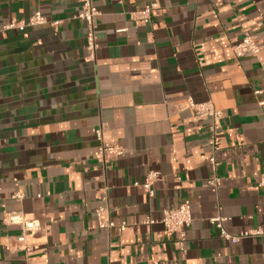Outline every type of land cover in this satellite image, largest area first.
I'll use <instances>...</instances> for the list:
<instances>
[{
	"label": "crops",
	"instance_id": "crops-1",
	"mask_svg": "<svg viewBox=\"0 0 264 264\" xmlns=\"http://www.w3.org/2000/svg\"><path fill=\"white\" fill-rule=\"evenodd\" d=\"M94 3L90 56L81 0H0V264H264V236L233 244L210 221L228 217L235 234L264 228V0ZM148 4V23L131 18ZM36 11L56 24L3 29ZM246 31L263 48L236 57ZM192 103L224 113L215 164L210 118ZM102 126L124 149L108 162L95 155ZM150 171L154 196L143 185ZM187 199L181 245L147 219ZM104 204L114 227L98 225ZM8 211L41 226L19 242Z\"/></svg>",
	"mask_w": 264,
	"mask_h": 264
},
{
	"label": "built area",
	"instance_id": "built-area-1",
	"mask_svg": "<svg viewBox=\"0 0 264 264\" xmlns=\"http://www.w3.org/2000/svg\"><path fill=\"white\" fill-rule=\"evenodd\" d=\"M82 6L80 12L77 14V18L84 21L86 26V48L90 52V56H94L98 47L97 34H96V17L99 14V10L94 3V0H81ZM156 7L155 4H148L144 8L131 13V18L137 22L148 23L151 20L152 12ZM50 21L41 12L36 11L28 20L13 18L7 22L3 29H18L25 31L30 25L46 24ZM56 24V22H50ZM1 31V29H0ZM263 48V42L256 37V35L245 32L242 39L233 45V52L236 57H243L247 55L258 56ZM192 107L195 111L210 118L208 125L209 139L208 143L212 148V154L209 157V161L213 164L216 162V151L218 148V135L221 129V121L224 118L222 110L218 109L212 103L196 104L192 103ZM104 128L98 127L95 129L96 136L100 139L101 143L95 151V155L100 157L104 162H108L110 159L121 156L124 154V149L119 145H113L104 138ZM260 177V184L264 185V173H256ZM159 173L157 171H150L145 181L144 187L148 190L150 196L155 195V189L152 187L154 181L158 179ZM219 178L214 177L207 181L208 184L217 187L219 185ZM14 197L22 198V193H16ZM98 225L102 228H111L116 226L115 221L111 218L110 209L107 205H100L95 210ZM4 223L7 225H19L22 229V234L17 236L19 242H25L26 233L39 229L41 226L38 220H28L22 211H8L4 213ZM192 220L191 203L187 199L176 207L165 208L162 211V217L160 219L148 218L147 222L156 223L161 222L167 232H176L179 234V243L184 245L188 237V228ZM228 217L216 216L210 219L219 230L221 237L229 241L230 243H237L241 239L250 236H264V228L257 227L253 229H247L241 231L238 234L230 232L226 226L225 221ZM125 226V223H122ZM27 250H32L31 246H25Z\"/></svg>",
	"mask_w": 264,
	"mask_h": 264
}]
</instances>
